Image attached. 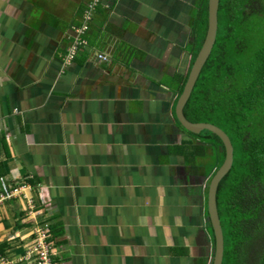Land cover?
I'll return each instance as SVG.
<instances>
[{
    "label": "crops",
    "instance_id": "0c3cea01",
    "mask_svg": "<svg viewBox=\"0 0 264 264\" xmlns=\"http://www.w3.org/2000/svg\"><path fill=\"white\" fill-rule=\"evenodd\" d=\"M195 1L102 0L66 63L91 0H0V191L30 185L0 205V264H36L44 222L55 264H212V145L174 112Z\"/></svg>",
    "mask_w": 264,
    "mask_h": 264
},
{
    "label": "trees",
    "instance_id": "16d2710c",
    "mask_svg": "<svg viewBox=\"0 0 264 264\" xmlns=\"http://www.w3.org/2000/svg\"><path fill=\"white\" fill-rule=\"evenodd\" d=\"M207 4H194L190 67L205 38ZM217 23L214 45L183 114L190 122L220 127L234 146L232 167L217 192L225 240L222 264H264V0H219ZM182 130L198 142L211 140L224 161L217 135ZM6 173L0 162V179Z\"/></svg>",
    "mask_w": 264,
    "mask_h": 264
},
{
    "label": "water",
    "instance_id": "95a60500",
    "mask_svg": "<svg viewBox=\"0 0 264 264\" xmlns=\"http://www.w3.org/2000/svg\"><path fill=\"white\" fill-rule=\"evenodd\" d=\"M218 4L219 0H208L207 30L205 38L191 65L187 79L183 86L182 92L180 93L177 99L174 110L175 117L182 128L193 134H199L201 131L205 130L217 135L222 140L226 151L225 159L222 165L216 170L209 183L208 213L211 227L213 228L215 236V252L212 264L223 263L225 240L219 215L217 192L220 181L232 167L234 161V146L230 137L220 127L215 126L211 123H193L188 121L183 114V108L187 100L189 99V96L200 74V71L203 65L205 64L207 58L209 57L212 47L214 45L218 27Z\"/></svg>",
    "mask_w": 264,
    "mask_h": 264
},
{
    "label": "built area",
    "instance_id": "2783aa9c",
    "mask_svg": "<svg viewBox=\"0 0 264 264\" xmlns=\"http://www.w3.org/2000/svg\"><path fill=\"white\" fill-rule=\"evenodd\" d=\"M102 0H91L88 10L85 13V23L78 27L76 32V38L74 43L69 49V54L66 57V63H73L76 59L77 52L86 47L88 41L86 39V34L90 30V24L93 20V12L101 4ZM99 58L101 60H108L107 55L100 54ZM2 126V121L0 119V127ZM30 185L28 183H23L20 185H13L4 178H2V187L0 191V205L6 203L8 200L17 197H27L29 194L28 188ZM29 204L32 208L34 206V198L29 197ZM39 199L45 200V194L41 190ZM3 256V255H2ZM36 264H55L53 259V247L50 242V229L47 222L35 229V242L32 248L29 249L27 253V258L33 257ZM3 264H10L9 260L3 257Z\"/></svg>",
    "mask_w": 264,
    "mask_h": 264
},
{
    "label": "rangeland",
    "instance_id": "374dc122",
    "mask_svg": "<svg viewBox=\"0 0 264 264\" xmlns=\"http://www.w3.org/2000/svg\"><path fill=\"white\" fill-rule=\"evenodd\" d=\"M210 141L205 140L203 142L204 143L207 142L208 144L212 145L213 142H210ZM203 142H200V143H203ZM195 157H196V160L198 159L197 162L204 164L207 167L208 170H209V166L210 165H214L216 167L217 166L220 167L222 165V163H223V162L221 163L222 156L219 155L218 151H216V149H214L213 146H212L211 151H209V149H206L203 154H200L198 156L196 155Z\"/></svg>",
    "mask_w": 264,
    "mask_h": 264
},
{
    "label": "clouds",
    "instance_id": "9594fccd",
    "mask_svg": "<svg viewBox=\"0 0 264 264\" xmlns=\"http://www.w3.org/2000/svg\"><path fill=\"white\" fill-rule=\"evenodd\" d=\"M88 34V33H87ZM87 34H86V37H87ZM87 39V38H86ZM187 79V78H186ZM185 84V83H184ZM3 122V121H2Z\"/></svg>",
    "mask_w": 264,
    "mask_h": 264
}]
</instances>
